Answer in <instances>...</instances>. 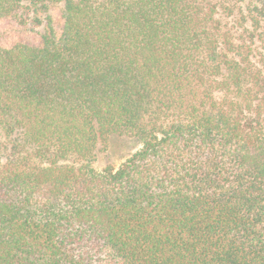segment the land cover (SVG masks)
Returning a JSON list of instances; mask_svg holds the SVG:
<instances>
[{"label":"trees","instance_id":"1","mask_svg":"<svg viewBox=\"0 0 264 264\" xmlns=\"http://www.w3.org/2000/svg\"><path fill=\"white\" fill-rule=\"evenodd\" d=\"M0 264H264V0H0Z\"/></svg>","mask_w":264,"mask_h":264},{"label":"rangeland","instance_id":"2","mask_svg":"<svg viewBox=\"0 0 264 264\" xmlns=\"http://www.w3.org/2000/svg\"><path fill=\"white\" fill-rule=\"evenodd\" d=\"M141 148V142L135 137L112 135L106 145L100 148L94 168L100 173L107 170H118Z\"/></svg>","mask_w":264,"mask_h":264}]
</instances>
